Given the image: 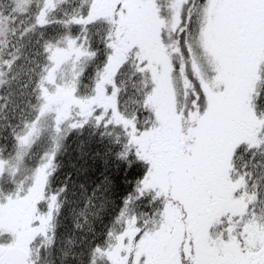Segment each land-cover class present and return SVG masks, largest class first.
Wrapping results in <instances>:
<instances>
[{"label": "snow or ice", "instance_id": "snow-or-ice-1", "mask_svg": "<svg viewBox=\"0 0 264 264\" xmlns=\"http://www.w3.org/2000/svg\"><path fill=\"white\" fill-rule=\"evenodd\" d=\"M0 264H264V0H0Z\"/></svg>", "mask_w": 264, "mask_h": 264}]
</instances>
